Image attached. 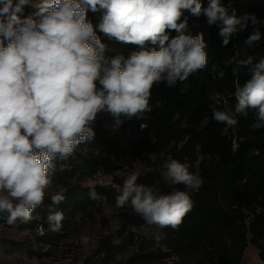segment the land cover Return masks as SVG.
Here are the masks:
<instances>
[{"label":"clouds","instance_id":"1","mask_svg":"<svg viewBox=\"0 0 264 264\" xmlns=\"http://www.w3.org/2000/svg\"><path fill=\"white\" fill-rule=\"evenodd\" d=\"M29 2L0 0V212L8 213V224L32 219L52 185L56 159L66 160L77 145L94 138L92 124L99 113L110 114L115 127L144 119L152 111L154 84L173 87L207 66L204 34L188 32V16H204L209 26L216 25L221 47L249 24L254 31L245 44L251 47L261 39L256 14L238 16L222 0H208L206 7L203 0H39L37 11L23 16ZM89 11L102 13L97 25L88 19ZM97 29L134 50L127 58H107ZM225 63L236 64L235 77L243 68L249 78L243 85L237 81L229 95L209 94L213 119L237 124L230 111L218 107L234 97L235 113L247 116L255 110L256 127H264V57L257 61L247 55ZM224 75L219 71L220 79ZM164 167L163 180L169 185L198 191L203 184L198 173L176 159ZM140 175L133 171L126 177L116 206L130 205L148 225L178 228L193 207L189 192L162 194L138 183ZM89 198L99 199L94 188ZM64 199L62 193L51 196L54 205ZM63 219L62 211L50 212V230L59 231ZM88 242L89 237H81V243Z\"/></svg>","mask_w":264,"mask_h":264},{"label":"trees","instance_id":"2","mask_svg":"<svg viewBox=\"0 0 264 264\" xmlns=\"http://www.w3.org/2000/svg\"><path fill=\"white\" fill-rule=\"evenodd\" d=\"M207 3L208 0H203L205 7ZM222 3L225 6L230 4V11L235 9L238 16L246 12L255 13L261 21L258 25L260 41L251 47L245 44L254 31L249 24L226 47H221L222 38L216 25L209 26L205 18L201 20L200 17L188 16V32L192 35L204 34L207 66L191 74L187 80L177 81L173 87L167 86L166 82L154 84L149 101L152 111L146 113L144 119L121 125L115 135L93 129V139L77 145L66 160L56 159V170L52 177L59 191L54 194L62 193L65 199L54 205L51 201L54 194L46 196L43 203L34 209L32 219L23 223L29 229L40 227L41 231L45 230L47 234L44 233L41 239L46 245L52 247L55 239L61 237L54 235L57 231L49 228L47 217L50 212L62 211L64 219L60 232L76 227L84 217L93 220L97 207V200L89 198V191L93 188L70 182L79 174L83 178L97 175L107 166L110 158H120L127 143L134 151L147 156L172 149L175 156L192 158L194 161L198 154L203 157L196 172L203 180L198 191L187 189L182 184H163L152 175L143 178L142 184L155 186L162 194L174 189L189 192L193 207L176 229L148 225L134 211L130 213L116 206L117 194L114 189L94 187L99 197L107 198L122 210L124 231L128 226H149L148 232L139 237L138 246L128 263L154 260L158 254L152 248L159 244L171 252L166 253L165 257L175 254L180 264H243L248 236L260 250V258L264 262V245L261 243L264 240V127L255 126V110H248L247 116L236 114L234 97H230L227 105L218 107L230 111L237 124L227 126L215 121L213 101L209 98L213 92L229 95L234 92L237 81L243 85L249 78L243 68L239 77H235L232 70L236 64H226V61L245 59L247 55L254 56L257 61L264 57V0H222ZM36 4L32 7L33 13L37 11ZM88 19L94 25L98 24L92 14L88 13ZM97 34L100 37L103 35V41L108 45L119 47L121 44L98 29ZM175 35L177 33H170V36ZM219 71L225 73L223 79L218 77ZM142 124L147 126L142 128ZM230 130L235 132L233 137L227 135ZM0 216L8 218V213L0 212ZM111 238L108 236L105 240ZM147 243H151V247H146ZM105 252L107 257L111 256L110 249H105Z\"/></svg>","mask_w":264,"mask_h":264},{"label":"rangeland","instance_id":"3","mask_svg":"<svg viewBox=\"0 0 264 264\" xmlns=\"http://www.w3.org/2000/svg\"><path fill=\"white\" fill-rule=\"evenodd\" d=\"M17 0H13L15 4ZM39 0H30L29 4L24 7L23 16L33 14V5ZM94 19L99 23L101 12L93 13ZM204 16L200 19L204 20ZM106 44L107 58L115 55H124L126 58L129 53L134 50L135 46L121 43L119 47ZM146 117V115H145ZM144 117V118H145ZM140 120L133 118L124 120L123 124L129 121ZM258 121L255 120V126ZM120 125V126H121ZM118 126V127H120ZM118 127L114 126V120L108 113H99L96 120L92 124L93 129H98L99 132L106 131L110 135H115ZM229 137H233L235 132L232 130L227 132ZM182 144L179 145L180 150ZM125 150L120 158H110L107 166L104 167L95 177L83 178L80 174L71 180L72 184H79L83 187H100L101 189L111 188L118 195L122 188L126 177L133 171L141 173L138 178V183L143 182V178L147 175L158 177L161 183L168 184L163 180V172L165 164L171 159H176L184 163L190 172L196 173L200 163L203 160L202 156L197 155L194 161L192 158H184L175 156L172 149L166 152L144 155L134 151L127 143ZM173 148V147H172ZM141 178V179H140ZM59 191L58 184L55 183L52 177V185L46 190L45 197ZM99 207V208H98ZM100 209V210H97ZM123 211L133 212L130 205L124 206ZM121 212L112 202L105 197L97 199V207L93 214V220L84 217L80 219L78 225L71 230L57 231L54 233L61 236L55 239L52 247L45 244L41 237L45 230L29 229L23 221L17 220L13 224L7 223V218L0 216V264H180V259L171 254L170 257H165L166 253H171L166 247L156 244L153 251L158 254V257L152 261L144 263L131 262L128 260L136 250L141 236L145 235L149 230V226L140 228L128 226L125 231L122 226ZM89 237L87 245L81 243V237ZM108 236L112 238L105 240ZM55 237V236H54ZM251 236H248V247L244 252L243 264H264L260 258V250L251 241ZM114 240H119L118 244L113 243ZM264 245V240L261 241ZM146 247H151V243H147ZM105 249L111 250V256L107 257ZM110 253V252H109Z\"/></svg>","mask_w":264,"mask_h":264},{"label":"built area","instance_id":"4","mask_svg":"<svg viewBox=\"0 0 264 264\" xmlns=\"http://www.w3.org/2000/svg\"><path fill=\"white\" fill-rule=\"evenodd\" d=\"M95 176H96V175H95ZM95 176H94V177H95Z\"/></svg>","mask_w":264,"mask_h":264}]
</instances>
